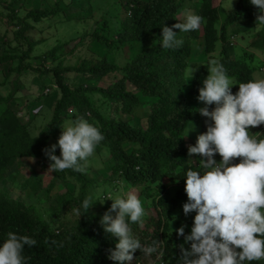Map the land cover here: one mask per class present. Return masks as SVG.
I'll use <instances>...</instances> for the list:
<instances>
[{
    "label": "trees",
    "instance_id": "trees-1",
    "mask_svg": "<svg viewBox=\"0 0 264 264\" xmlns=\"http://www.w3.org/2000/svg\"><path fill=\"white\" fill-rule=\"evenodd\" d=\"M20 1L0 0V5L8 11L5 15L9 24L17 26L15 39L20 43L24 40L27 48L5 46L0 63L17 60V65L11 66L9 71L17 72L18 79L25 68H33L29 59L34 58L45 66V61L50 59L53 66H46L42 72L52 75L60 93L48 125L36 136L9 104L17 96L15 89L0 96V180L12 163L17 164L15 177L20 181L29 168L30 173L22 181L24 188L35 195L43 190L52 201L47 210L37 204L27 205L10 196L0 185V238L8 231L34 238L37 244L31 248L25 246L23 250L28 264H114L108 259V250L114 248L115 238L100 225L103 214L91 209L99 202L95 201L84 214L79 211L85 197L97 196V175L89 176V166L84 173L71 169L48 172L50 161L43 151L66 119L84 117L103 133L104 140L95 150L104 152L105 158L112 160L109 173L102 181L103 192L122 182L135 189L145 215L142 225H129L132 233L142 245L156 240L164 252L157 261L154 254L145 257L138 249L130 264H176L183 237H178L173 229L179 222V219L174 221V212L187 201L185 178L181 175L188 167L187 147L195 144L197 138L184 136L185 131L190 124L199 122L202 133L207 129V118L196 110L203 106L197 100L198 89L208 75L206 65L210 58L218 60L239 83L253 78L251 71L256 68L251 62L253 54L245 51L242 56L237 55L230 35L238 32L235 27L231 29L233 23L256 18L255 7L248 0H237L233 8H227L224 0H116L111 12L115 25L102 16L90 31L91 40L105 47L104 53L82 59L75 65H64L69 41L59 42L43 54L33 56L31 53L38 42L27 38L35 28L34 22L57 16L63 7L56 3L52 8H32L21 15L14 8ZM87 1L90 0H81L78 5ZM88 9L91 11V7ZM187 12L203 18L199 30L182 33L174 28L183 44L175 49L161 48L158 43L161 26L171 27L177 19L183 22ZM199 39L204 40V53H196L206 58L193 66L196 62L194 58L191 60L195 52L192 44ZM259 39L264 42V26L250 42ZM114 49L124 50L127 56L124 65L108 56ZM190 66L196 69L192 77ZM40 68L37 70L41 71ZM68 72L80 74L89 81L112 73L116 76L115 81L106 86L99 85L98 81L71 84ZM15 83L13 80L12 84ZM238 87L231 86L233 94ZM209 107L211 110L213 106ZM249 130L251 135L264 138V124L249 126ZM59 154L57 150L56 155ZM197 155L192 157L193 167L198 166ZM214 158L220 160L219 155ZM239 159L234 162L238 163ZM29 161L42 168L39 171L33 166L30 168ZM58 180L66 187L64 192H54ZM166 180L177 185L174 197L168 194ZM252 264H262V261Z\"/></svg>",
    "mask_w": 264,
    "mask_h": 264
},
{
    "label": "clouds",
    "instance_id": "clouds-1",
    "mask_svg": "<svg viewBox=\"0 0 264 264\" xmlns=\"http://www.w3.org/2000/svg\"><path fill=\"white\" fill-rule=\"evenodd\" d=\"M229 2L233 8V0ZM248 3L256 9V18H252L256 19L255 26H264V0H248ZM202 22L200 15L187 12L183 22L177 19L171 27L163 24L158 41L160 47H180L183 40L173 29L187 33L199 30ZM239 35L240 31L231 32L230 40L235 47L238 43L234 39ZM245 38L242 35V39ZM250 43L244 44L246 49L238 50L237 55L242 56L245 51L253 54L251 62L256 68L251 72L252 79L239 83L233 77L232 82L218 60L210 58L206 65L208 75L197 96L203 106L196 111L207 118V129L197 136L195 144L188 145V167L181 175L185 178L187 196L182 205L183 213L187 216L194 212L195 215L190 232L183 225L175 229L177 223L173 228L178 237H183L176 264H252L264 261V138L251 135L249 130V126L254 128L264 124V65L261 64L264 58L260 57L259 62L254 63L255 53ZM196 52L201 50H195L191 60H199L198 56L194 57ZM195 64L198 63H192ZM194 71L196 69L190 66L191 77ZM259 74L261 76L256 77ZM232 85H239L234 94ZM209 106H213L211 110ZM190 129L192 125L187 134ZM103 140L99 127L84 117L62 125L57 141L43 149L50 161L48 172L71 169L84 173L89 158ZM57 148L59 155H56ZM194 154H198L197 167L192 166ZM216 155L220 160L214 158ZM236 158H240L238 163L234 162ZM106 198L112 203L99 223L105 233L115 238L114 248L108 250V259L114 264H130L139 249L145 257L154 254L159 261L164 252L158 242L153 240L151 244L142 245L129 226L132 223L142 225L145 215L136 191H124L121 186L102 196L85 197L79 211L84 214L95 201L103 203ZM36 244L37 241L29 235L6 232L0 238V264H28L23 250L25 246L31 248Z\"/></svg>",
    "mask_w": 264,
    "mask_h": 264
},
{
    "label": "rangeland",
    "instance_id": "rangeland-1",
    "mask_svg": "<svg viewBox=\"0 0 264 264\" xmlns=\"http://www.w3.org/2000/svg\"><path fill=\"white\" fill-rule=\"evenodd\" d=\"M80 1L81 0H21L20 2H17L16 5H14V8L18 9L21 15H24L28 10L32 8H52L56 5V3H59L60 6L63 7L62 11H60L57 16H52L50 19H43L38 23L34 22L35 28L27 34V38L33 42H38V45L34 48L31 55L38 56L39 54H43L59 42L63 41H69V45L67 46L68 51L63 61L64 65H75L82 59L98 57L104 53V51L106 50L105 47H100L99 45L94 43L93 40H91L92 38L90 31L93 29L95 21L101 19L102 16H106L108 19H111L113 22L112 25H115L114 17L111 15V12L114 9L116 0H90L84 4L80 3L81 5H78ZM224 1L227 8H232L230 6L229 0ZM236 2L237 0H233V6L234 4H236ZM90 7L91 11H87ZM7 12L8 11L4 9L2 5H0V54L5 46H19L20 50H26L27 48V43L24 40H21L20 43L15 39V30L17 29V26L14 24H9V22L7 21V16L5 15ZM255 23L256 19H252L251 22L249 19H243L234 25L236 30L240 31L239 38L237 37L236 40L234 39V42L238 43L236 45L237 50L241 51L243 48L246 49V45L244 44L249 43L250 39L256 36L261 26L257 28L255 26ZM242 35L246 36L245 40L242 39ZM203 42L204 40L201 39L193 43L195 50H201V55L204 53ZM251 47L255 53L254 63H258L260 57L264 58V42H262L260 39L256 40L251 43ZM196 54L198 55V53ZM196 54L194 56H196ZM108 56L121 65H124L127 62V56L122 49H114L108 53ZM205 58L206 56L201 57L198 55L199 60L194 61L200 63L201 60H204ZM246 59L247 61H249L248 58ZM29 60L30 61L28 62H31L33 68H25L19 75L18 79L17 72L9 71V68L11 66L17 65V60L0 63V96H6L10 91L15 89L17 96L13 97L9 101V104L18 113V115L20 116V120L29 124L31 134L36 136L40 130L48 125L52 116L53 104L59 96L60 92L54 86L52 75L46 72H42L46 68V66H48L47 68L53 66L50 62L51 60L48 59L47 61H45L46 66L41 64L40 61H36L34 58ZM39 66L41 67V71L37 70ZM251 72H253V70ZM66 74L71 84H78L82 81L95 84L98 81L99 85L103 86H106L110 82H114L116 76L115 73H112L108 74L103 79H95L89 81L86 80V78H83L80 74H76L74 72H68ZM117 76H119V74ZM259 76L261 75L259 74L256 77ZM229 78L232 80V82H234L233 77L229 76ZM13 80H16V85L12 84ZM47 92L48 94L46 95L45 93ZM20 94L23 95L19 97ZM42 94H45L43 98ZM148 103L149 102L146 103L147 106L149 105ZM69 121H72V119H66L63 125L68 123ZM191 125L192 129H190L187 134V131ZM61 131L62 126L57 136L51 137L47 147H50L51 144L57 141L59 135L61 134ZM201 133L200 122L192 123L187 127L185 136L196 138ZM57 150H59V148H57L56 151ZM105 155L106 154L104 152L97 153V151L95 150L93 156L89 158L87 164V166L90 167V170L88 172L89 176L92 177L97 175L98 177V179H96V182L98 181L97 183H99V185L97 186V196L105 195L108 191L121 186L124 191H128L129 189L136 191L127 182H122L119 183L118 186H115L114 184L111 185L108 189H106L105 192H103L105 188L104 182L102 181L107 177V174L109 173L108 170L112 163V160L109 158H105ZM28 166L30 168L33 166L37 171L42 168L38 165L34 166L32 161H29ZM16 167L17 164L12 163L6 170L5 177L0 180L2 189L10 194V196H12L13 198L22 200L27 205L37 204L38 206H41L42 209L47 210L52 199L49 198V196L43 190L35 195L30 190L24 188V185H22V181L24 180V178H26L27 174L30 173V169L27 168L20 181L18 177H15ZM166 184L169 185L168 194L170 195V197H174L176 195L175 188L177 187V185H174L173 182L169 180H166ZM57 186L60 188H55L54 192L56 193L64 192L66 190V187L62 185L60 180L57 181ZM98 202V205L94 207L92 206L91 209L101 214H104L105 211L109 209L112 203V201L108 198H106L103 203H101L100 201ZM174 214V221H176V219H179L176 229L183 225L185 226V229L190 232L193 217L195 215L194 212L185 216L182 207H180L174 212ZM262 264H264V261H262Z\"/></svg>",
    "mask_w": 264,
    "mask_h": 264
}]
</instances>
